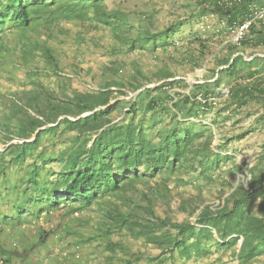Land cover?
<instances>
[{
  "label": "trees",
  "instance_id": "obj_1",
  "mask_svg": "<svg viewBox=\"0 0 264 264\" xmlns=\"http://www.w3.org/2000/svg\"><path fill=\"white\" fill-rule=\"evenodd\" d=\"M165 1L0 0V264H264V143L234 188L202 122L260 114L223 150L264 129V21L227 41L264 0Z\"/></svg>",
  "mask_w": 264,
  "mask_h": 264
},
{
  "label": "rangeland",
  "instance_id": "obj_2",
  "mask_svg": "<svg viewBox=\"0 0 264 264\" xmlns=\"http://www.w3.org/2000/svg\"><path fill=\"white\" fill-rule=\"evenodd\" d=\"M139 3L140 5L141 3H144V7L142 5L141 7H143L145 10L146 9L150 10L154 6L157 8L158 9L157 19L160 24L169 21L171 19V14L174 11L173 10L174 8H171V5L167 4L165 0H139ZM202 24L203 23L200 22L194 25V29L197 30L202 28ZM81 59L83 61L82 68L84 70H86L89 67H94L97 65V63H101L102 61L105 60L103 58H94L90 53H83ZM69 71L70 69H68V71H65V73L68 74ZM189 77L191 78L190 75L187 78ZM253 115L254 117H257L255 116L256 114ZM244 117L248 118V116L239 115L238 120L240 119V121L238 123H233L234 121L232 120H229L227 122L226 120L224 122L221 120L218 121V124L216 125L217 129L219 133L223 135L225 140L231 138L232 136L244 133V131H249L254 121L252 120V118H251L252 121L249 122L245 121L243 119ZM234 127H236L235 130H238L239 132L233 134ZM263 143H264V129H261V130H257L256 132L249 133L245 138L241 140H236L230 143L229 145L226 146V150H231L235 154V156L240 159V161L249 165L251 169H257V172H259L261 167L258 164L257 160H258V156L261 153V147ZM236 157L231 156L230 160H228L224 164V169L227 172L225 176L229 177L231 180L234 178L235 172L238 169L239 160ZM255 208H257V206ZM61 214L62 212H55L49 217V220H47V218L43 216L42 219L38 222V224L40 223L39 226L42 225L45 227H48L49 226L48 224L51 223L56 224L59 221V219L61 220ZM96 217H97V212L93 210L91 212H85L77 218L78 219L82 218L83 220H89L91 224L94 223ZM27 227L30 232L35 233V227L37 226L31 225ZM87 232L88 234H90L92 232L91 228H88ZM58 252L59 250L57 251V253ZM222 264H231V262L228 259V257H225L223 259Z\"/></svg>",
  "mask_w": 264,
  "mask_h": 264
},
{
  "label": "built area",
  "instance_id": "obj_3",
  "mask_svg": "<svg viewBox=\"0 0 264 264\" xmlns=\"http://www.w3.org/2000/svg\"><path fill=\"white\" fill-rule=\"evenodd\" d=\"M232 2H240V0H231ZM213 18V17H211ZM208 17L205 18V21L208 22ZM258 21H264V5L253 12L250 16H248L244 22L236 25L233 29H231L228 32V38L227 41L231 42L232 44L239 46L242 40L244 39L246 33L249 31V29ZM203 25V24H202ZM259 56L263 57L264 55L260 54ZM252 58H248V60H251ZM207 72V66H203L200 69H197L193 74H191V78H186L187 83L190 87H192L195 84H202L204 83V75ZM217 79V76L212 78L210 81L214 82ZM185 94L190 95V88L183 91ZM230 96V87H221L215 90L214 94L209 96V98L206 100L208 103L213 105L214 107H217L222 101H225ZM200 101L202 99L198 98ZM203 103L205 102L202 101ZM215 116L213 114H210L206 119L202 120L203 124L209 127L213 134V141H212V147L213 150L216 153L221 154L222 156H232L236 157L235 154L231 150H223L222 146L225 144V139L222 134L219 133L217 126L214 123ZM192 121L198 122L199 120L192 119ZM237 158V157H236ZM238 162V169L235 173L234 178V188L236 187H242L245 190L251 191L250 183L252 181V172L249 165L246 163L240 161L239 158ZM227 196V195H226ZM225 196V197H226ZM225 197L221 200H216L210 203L211 209H216L219 206L224 205ZM192 222L194 225L195 219H192ZM199 226V225H196ZM242 238L239 240V247L241 246ZM236 264H239L238 262Z\"/></svg>",
  "mask_w": 264,
  "mask_h": 264
},
{
  "label": "crops",
  "instance_id": "obj_4",
  "mask_svg": "<svg viewBox=\"0 0 264 264\" xmlns=\"http://www.w3.org/2000/svg\"><path fill=\"white\" fill-rule=\"evenodd\" d=\"M259 115H260V114L257 113L255 116H259ZM251 118H252V120L254 121V120H255L254 118H256V117H254V115H251V116H249L248 118L244 117L243 119H244L245 121H248V122H249V121H252ZM235 128H236V127L233 128V129H234L233 134H235L236 132H239L238 130H235ZM233 134H232V135H233Z\"/></svg>",
  "mask_w": 264,
  "mask_h": 264
}]
</instances>
